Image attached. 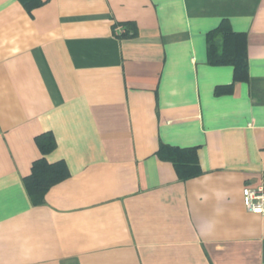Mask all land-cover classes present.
<instances>
[{
	"label": "crops",
	"instance_id": "crops-1",
	"mask_svg": "<svg viewBox=\"0 0 264 264\" xmlns=\"http://www.w3.org/2000/svg\"><path fill=\"white\" fill-rule=\"evenodd\" d=\"M222 21L241 75L208 60ZM44 132L69 176L35 205ZM244 186H264V0H0V264H264Z\"/></svg>",
	"mask_w": 264,
	"mask_h": 264
},
{
	"label": "trees",
	"instance_id": "trees-1",
	"mask_svg": "<svg viewBox=\"0 0 264 264\" xmlns=\"http://www.w3.org/2000/svg\"><path fill=\"white\" fill-rule=\"evenodd\" d=\"M127 33H122L125 36ZM134 35V32L130 33ZM207 54L213 64H231L236 74H243L246 68L245 36L233 32L227 21L211 31L207 37ZM42 154L32 163L31 171L23 177V184L33 204H42L48 189L69 176V170L63 161L49 163L45 154L55 147L53 136L44 132L35 137ZM160 156L173 162L181 179L200 173V167L194 148L181 149L173 146H160Z\"/></svg>",
	"mask_w": 264,
	"mask_h": 264
},
{
	"label": "built area",
	"instance_id": "built-area-1",
	"mask_svg": "<svg viewBox=\"0 0 264 264\" xmlns=\"http://www.w3.org/2000/svg\"><path fill=\"white\" fill-rule=\"evenodd\" d=\"M241 194L247 211L264 214V186H244Z\"/></svg>",
	"mask_w": 264,
	"mask_h": 264
}]
</instances>
